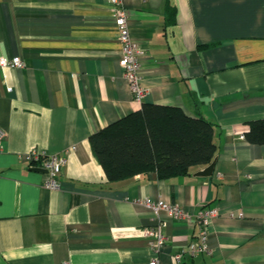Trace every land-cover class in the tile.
<instances>
[{"label": "crops", "instance_id": "0c3cea01", "mask_svg": "<svg viewBox=\"0 0 264 264\" xmlns=\"http://www.w3.org/2000/svg\"><path fill=\"white\" fill-rule=\"evenodd\" d=\"M142 61L138 102L120 67L109 0H0V264H150L145 230L165 223L159 264L197 239L216 209L210 252L183 264H264V145L246 139L264 120V0H124ZM12 90L9 91L8 89ZM179 107L215 125L213 176L160 180L155 172L109 183L90 137L143 104ZM67 160L47 187L28 156ZM179 206L176 220L146 199Z\"/></svg>", "mask_w": 264, "mask_h": 264}, {"label": "trees", "instance_id": "16d2710c", "mask_svg": "<svg viewBox=\"0 0 264 264\" xmlns=\"http://www.w3.org/2000/svg\"><path fill=\"white\" fill-rule=\"evenodd\" d=\"M215 130L208 120L179 107L145 103L139 112L93 134L90 143L109 183L152 172L171 180L214 162ZM245 136L251 144L264 145V120L251 122Z\"/></svg>", "mask_w": 264, "mask_h": 264}, {"label": "built area", "instance_id": "2783aa9c", "mask_svg": "<svg viewBox=\"0 0 264 264\" xmlns=\"http://www.w3.org/2000/svg\"><path fill=\"white\" fill-rule=\"evenodd\" d=\"M110 5L113 8L115 23L118 28V38L122 45V58L120 60V67L123 70V75L128 81L130 88L134 94L135 99L138 102H142L146 97V89L143 86L142 77V61L148 56V50L145 46L137 43L133 40L129 26V13L124 6V0H109ZM24 62L19 57L6 58L0 57V69H20L23 68ZM9 91L12 89L9 88ZM5 133L0 128V151L4 148ZM28 160L32 165L38 166L41 169L47 171L49 180L47 187L50 189H58L60 187L59 177L62 174L63 167L66 165L67 160L59 155L46 156L43 153L37 151L32 152L28 156ZM144 205L155 211H166L170 217L188 221L190 215L188 212L180 208L168 204L164 201L155 202L152 199H146ZM219 215L218 210L208 209L202 211L197 220L199 227V234L197 239L193 241L187 248L182 249L174 257V264H183L184 256L190 255L192 257L210 252L208 245V237L210 234V228L212 221ZM165 223L159 222L155 227L145 230V235L150 240V245L154 249L156 254L154 260L150 264H159L158 255L162 249L166 246L168 238L163 232Z\"/></svg>", "mask_w": 264, "mask_h": 264}, {"label": "water", "instance_id": "95a60500", "mask_svg": "<svg viewBox=\"0 0 264 264\" xmlns=\"http://www.w3.org/2000/svg\"><path fill=\"white\" fill-rule=\"evenodd\" d=\"M215 167H216V161H214L209 167H207L204 171L200 172V176H204V177H211L214 174L215 171ZM34 171L36 172H42V173H47L46 170L41 169V168H35Z\"/></svg>", "mask_w": 264, "mask_h": 264}]
</instances>
